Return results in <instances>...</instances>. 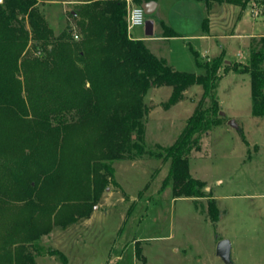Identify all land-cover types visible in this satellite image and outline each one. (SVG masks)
<instances>
[{
  "label": "rangeland",
  "instance_id": "rangeland-1",
  "mask_svg": "<svg viewBox=\"0 0 264 264\" xmlns=\"http://www.w3.org/2000/svg\"><path fill=\"white\" fill-rule=\"evenodd\" d=\"M156 2L153 13L144 14V20L152 21L153 38L163 33L161 21L180 35L202 34L206 11L199 0ZM39 3L55 34L66 24L75 25L69 12L76 10L78 3ZM262 3L251 1L241 14L238 6L214 3L208 16L210 37L156 41L161 44L159 51H166L167 62L175 69L194 73L203 69L195 63L191 49L202 59L223 51L226 60L244 63L249 41L264 35ZM129 33L132 38L144 36V24L132 27ZM146 45L153 49L151 41ZM220 74L216 124L201 135L200 148L188 156L190 175L205 181V190L216 199L220 214L215 222L208 216L205 197L173 196L171 181L166 178L170 160H163L164 147L175 140L194 112L201 86H189L183 99L163 108L160 104L171 95V87L162 85L150 86L145 93L144 102L150 108L139 142L141 152L114 159L112 174L96 197L93 172L78 188L81 197L74 199L77 203L73 206L71 197L77 196L72 176L65 175V181L62 176L48 186L33 177V198L42 206L25 205L18 195L21 183L7 177L16 185L0 195V233L36 228L38 237L25 244L34 255V264H264V116L252 114L248 73L220 70ZM229 119L237 127L228 124ZM74 133L72 141L85 142L83 135ZM0 147L1 163L13 167L11 156L3 153L6 144L0 141ZM87 185L93 199L83 202ZM49 204L56 209H45ZM222 238L231 244L230 262L216 253L217 241ZM9 248L13 252L12 246Z\"/></svg>",
  "mask_w": 264,
  "mask_h": 264
},
{
  "label": "trees",
  "instance_id": "trees-1",
  "mask_svg": "<svg viewBox=\"0 0 264 264\" xmlns=\"http://www.w3.org/2000/svg\"><path fill=\"white\" fill-rule=\"evenodd\" d=\"M65 1L78 3L69 12L75 25L66 24L58 34L41 12L39 0L0 2V141L6 144L3 153L13 159L11 168L0 160V195L21 183L18 195L24 204L42 206L33 198V177L48 186L69 175L77 196L71 197L73 206L74 199L81 197L78 188L93 172L95 196L112 174L114 159L141 152L139 142L150 108L144 102L147 89L170 86L171 95L160 104L168 108L184 98L189 86L198 84L201 97L179 135L164 147L163 160H170L166 178L171 181L173 196L205 197L208 216L215 222L220 214L216 199L205 190V181L190 175L188 156L200 148L201 135L216 124L220 70L250 75L252 114L264 116V35L249 41L244 63L226 60L223 51L202 59L194 50L193 58L203 69L194 73L175 69L142 39L130 36L125 0ZM199 1L206 11L201 27L208 33L214 3L238 6L241 14L253 0ZM261 9L264 12V4ZM161 26L163 36L180 35L163 21ZM74 132L83 135L85 142L72 141ZM7 177L16 183H9ZM86 189L83 202L93 199L89 186ZM50 206L45 209H56ZM38 235L34 227L0 233V264H34V255L25 244ZM15 239L22 241L13 246Z\"/></svg>",
  "mask_w": 264,
  "mask_h": 264
},
{
  "label": "water",
  "instance_id": "water-1",
  "mask_svg": "<svg viewBox=\"0 0 264 264\" xmlns=\"http://www.w3.org/2000/svg\"><path fill=\"white\" fill-rule=\"evenodd\" d=\"M140 7L142 8L143 12L146 14H151L155 10L157 6L156 0H148V1H143L142 3L139 4ZM144 28H145V34L146 35H152L153 33V28H152V21L150 19H146L144 21ZM221 115H223V112H220ZM228 124L234 125L237 127L236 123L233 121V119H229ZM230 248L231 244L229 240L227 239H219L217 241L216 245V253L219 255L225 262H230Z\"/></svg>",
  "mask_w": 264,
  "mask_h": 264
},
{
  "label": "crops",
  "instance_id": "crops-1",
  "mask_svg": "<svg viewBox=\"0 0 264 264\" xmlns=\"http://www.w3.org/2000/svg\"><path fill=\"white\" fill-rule=\"evenodd\" d=\"M197 7V6H196ZM197 9H199L198 7H197ZM200 10V9H199ZM201 12H202V10H201ZM152 28H153V26H152ZM153 32H154V28H153ZM247 35H249L250 36V34H247ZM178 37H185V38H187V39H192V40H194V39H206V38H208V37H210V35H208L206 32H202V34L200 33V34H198V33H194V35H177ZM177 36L176 37H166V36H163L162 35V33L159 35V36H156L155 38H153L151 35H144V36H141V37H137L136 39H142L144 42H145V44L147 43V42H150L151 41V45L153 46L152 48V52L154 53V54H156L158 57H162V58H164L166 61H169L168 60V57L166 56V51H159L160 49H159V47L161 46V44H159V43H156V41H161L162 40V42H164V40L165 41H169V40H171V39H173V38H177ZM164 44V43H163ZM149 47V46H148ZM150 49V48H149ZM194 50H196V49H191V51L193 52ZM197 51V50H196ZM198 52V51H197ZM196 63V62H195Z\"/></svg>",
  "mask_w": 264,
  "mask_h": 264
},
{
  "label": "built area",
  "instance_id": "built-area-1",
  "mask_svg": "<svg viewBox=\"0 0 264 264\" xmlns=\"http://www.w3.org/2000/svg\"><path fill=\"white\" fill-rule=\"evenodd\" d=\"M126 12H127V16H126V28L127 29L131 30V28L134 26H139V25L144 24L145 12H143L139 4L133 3L132 0H127ZM254 13L256 14V11H254Z\"/></svg>",
  "mask_w": 264,
  "mask_h": 264
}]
</instances>
